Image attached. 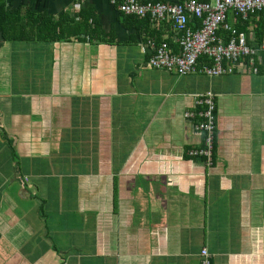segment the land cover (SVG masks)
Listing matches in <instances>:
<instances>
[{"label":"crops","instance_id":"obj_1","mask_svg":"<svg viewBox=\"0 0 264 264\" xmlns=\"http://www.w3.org/2000/svg\"><path fill=\"white\" fill-rule=\"evenodd\" d=\"M3 2L20 39L0 32V264H200L202 248L212 264H264V55L179 77L148 66L150 40L179 53L170 20L109 0ZM226 22L264 42V10ZM207 91L209 167L187 154L203 134L183 117Z\"/></svg>","mask_w":264,"mask_h":264},{"label":"built area","instance_id":"obj_2","mask_svg":"<svg viewBox=\"0 0 264 264\" xmlns=\"http://www.w3.org/2000/svg\"><path fill=\"white\" fill-rule=\"evenodd\" d=\"M124 14L152 21L170 20L178 31L179 53L174 54L166 42L150 40L152 54L149 68L165 70L179 77L199 73L208 77H219L233 73L234 65L243 58H249L254 65L256 55H264V42L249 44L246 34L232 28L226 22V14L232 11L236 17L247 19L264 10V0H184L177 3L140 0H109ZM200 19L197 28L189 26L191 17ZM222 28L228 32L227 40L217 33ZM259 52V53H258ZM206 56L208 64L199 65L200 56ZM264 57V56H263ZM201 110H190L183 114L184 120L192 122V129L203 134V144L192 147L187 154L200 157L208 165L213 160L215 135V100L207 91L200 100ZM200 264H212L211 255L206 248L200 251Z\"/></svg>","mask_w":264,"mask_h":264},{"label":"trees","instance_id":"obj_3","mask_svg":"<svg viewBox=\"0 0 264 264\" xmlns=\"http://www.w3.org/2000/svg\"><path fill=\"white\" fill-rule=\"evenodd\" d=\"M147 1V0H146ZM144 1V2H146ZM17 9H11V8H7L5 9V3L3 2V0H0V32L3 33L2 39L4 40H18L20 39V36L17 35L18 32V27H15V18H16V13ZM122 13V12H121ZM124 14V13H123ZM127 15V14H125ZM131 18L134 19H138V20H142L139 19L140 17L137 16H132V15H127ZM31 17H33L34 20H37L39 22V25L43 22H45L46 24H44L43 26L48 28L50 32H55L60 30V32H64L67 34L68 29L64 27V20L62 17L59 21H53L52 16H48L47 14H42V13H38L36 15L34 14H28V19H30ZM196 18V17H193ZM198 19V18H196ZM199 20V25H200V19ZM150 21V18L146 17L143 18V22H148ZM190 21V19H189ZM189 23V22H188ZM199 25H197L194 28H197ZM78 30H76L77 32ZM64 34H59L56 36H52V37H48L47 35L44 36V40H55V39H61L64 38ZM25 39V38H24ZM206 56L202 55L199 58V65L200 61H206L205 60ZM208 61V60H207ZM206 61V63H207ZM114 193H116V190L114 189Z\"/></svg>","mask_w":264,"mask_h":264},{"label":"rangeland","instance_id":"obj_4","mask_svg":"<svg viewBox=\"0 0 264 264\" xmlns=\"http://www.w3.org/2000/svg\"><path fill=\"white\" fill-rule=\"evenodd\" d=\"M121 12V11H120Z\"/></svg>","mask_w":264,"mask_h":264}]
</instances>
